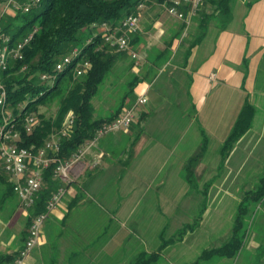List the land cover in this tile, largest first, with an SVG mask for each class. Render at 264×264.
<instances>
[{
	"label": "rangeland",
	"instance_id": "1",
	"mask_svg": "<svg viewBox=\"0 0 264 264\" xmlns=\"http://www.w3.org/2000/svg\"><path fill=\"white\" fill-rule=\"evenodd\" d=\"M10 1L0 0V12H4ZM259 1L261 0H232L233 21L229 25V30L231 29L239 35H245V40L241 43H245L251 36L263 37V40L258 44L261 43L262 45L264 41V6L261 8V3L257 4V14H255L257 16L253 21L250 18L245 19L248 15L247 12ZM262 1L264 3V0ZM150 2L165 4V1L160 2L159 0H150ZM248 2L251 3L250 7L247 5ZM16 4H20V1L15 0L13 5ZM9 18H11L9 15H4L1 23ZM220 24V16L211 18L208 27L210 32L214 34L220 32ZM198 28L199 26L195 31V37L200 33ZM252 44L253 42H251V46ZM263 51L264 47L261 49L263 54L256 67L255 84L249 90L250 94L248 95L257 109L253 125L235 144L226 159H223L220 152L224 140L218 136H211L209 152L204 157L199 156L193 166L196 173V189L191 188L188 183L186 164L189 159L199 153L202 137L199 134L197 121L187 126L184 123L182 125L175 124L169 121L167 116H157L152 120V127L156 129L157 126L166 124L172 128L170 130L182 133L180 139L177 138V135L170 136L169 130L167 131L169 136L162 137L163 129L158 127L155 133V142L165 141L164 145L158 144L148 148V150L146 148L140 153L130 151L128 153L126 149L132 142L133 136L130 139L125 136L122 139L123 142L112 152H108L110 149L107 150V153L106 151L98 152L97 155H100L99 158L101 159L105 155L109 159L119 158L121 150L127 152L128 155L120 158L129 163L127 166L129 167V174L127 173L119 179V184H116L115 187L114 184L109 185L107 176H110V173L117 174L120 169L119 164L117 165L114 160H110L112 165L107 169V175H102L96 183L85 184L91 193H95L103 187V205H106L107 202L111 204L109 206L112 208L116 206V201L121 204L119 216L124 226L120 225L119 228L125 230V233L121 231L110 243L105 244L108 245L107 249L101 248L100 251L91 253L94 255L93 264H111L110 260L113 256H115L113 264H129L142 250H154L159 246L161 242L160 232L165 226V237L169 238L177 234L185 223H192L195 218L200 219L196 229L185 235L183 241L169 247V251L167 250L168 252L162 255L157 264L191 263L199 257L203 250L220 246L229 239L244 191L254 188L264 174ZM246 57L248 61L251 58L254 59L253 56L246 55ZM247 70L248 74L252 72L249 63ZM123 71L121 66L117 67L115 74L119 75L117 77L115 74L110 75L106 84L101 86L99 93L94 98V103L99 110H97V114L103 117L109 116L111 112L108 110L115 109L119 105L123 92L126 90L123 80H129L134 75L131 70H128L126 74ZM245 71L246 66L243 64V73ZM111 82H115L116 85L113 88H108ZM135 89L136 86H134L133 95ZM58 105L59 102L56 100L41 107V111L47 115H55ZM185 110L191 117H196L199 107H185ZM201 119L199 116V121L202 123ZM137 120L138 116L135 115L134 125ZM130 130L131 128L127 132ZM114 164L117 165V171H115L116 166ZM206 183H210V186L205 199L203 190ZM11 203L15 206L14 212H10L7 206L0 209V233L3 230L2 236L0 234V247L6 245L8 250L13 251L21 240L18 237L14 238L13 241L8 240V243L6 236L9 235V233L7 234L9 228L6 229L4 226L7 224L15 232L20 231L27 220V216L17 198L12 197ZM111 208L110 210H112ZM10 213L11 217H9ZM247 221L248 235L244 247L236 259L216 256L203 264H264V203L253 207ZM48 222L49 220L46 224ZM106 222V215L97 216L90 224L84 226L87 231L85 233L90 235L92 232H99V227ZM21 233L18 234L20 238L22 237ZM69 246V243H63L64 248ZM64 248L61 249V252L65 251ZM8 250L2 251L0 254H5ZM91 254H87L90 259H92Z\"/></svg>",
	"mask_w": 264,
	"mask_h": 264
},
{
	"label": "trees",
	"instance_id": "2",
	"mask_svg": "<svg viewBox=\"0 0 264 264\" xmlns=\"http://www.w3.org/2000/svg\"><path fill=\"white\" fill-rule=\"evenodd\" d=\"M19 1L21 7L16 9V15L0 24L3 32L6 31L5 33L11 38L9 45L12 47L17 45L35 28L37 31L24 48L23 59L11 60L7 69L0 73V85L2 84L7 92L5 102L0 105V125L4 123L6 117H10L9 120L16 124L21 135L18 144L33 150L44 146L55 134H60L59 132L67 129V136H63L59 143L58 154L60 159L67 160L87 142L95 139L98 128L104 122L112 121L118 117L123 112L127 99L133 95L134 86L139 80V76L135 77L134 75L129 80H123L126 86V95L123 96L117 108L110 111L111 115L106 118L97 117L98 107L94 103V98L99 93L101 86L106 84L108 77L115 74L117 63L122 53L126 52H118L112 48L107 42L106 36L115 31L127 16L132 14L139 16L144 9H140L139 5L145 0H41L40 4L31 6L29 12L23 10L28 0ZM145 3L148 6L151 2L146 1ZM247 5L250 7L251 3L248 2ZM216 16L221 18L220 31L226 30L233 21L232 0H204L199 14L195 17L198 20L200 33L196 37L195 34L193 35L195 38L190 41L189 48L186 50L187 57L191 54V50L204 40L211 18ZM137 34H133L131 45ZM2 43L3 40L0 38V50L4 47V43ZM66 56H72V63L58 71L56 65ZM86 61L90 62L91 67L83 75H77L76 68ZM248 63L249 61L245 57L243 59V64L246 66L243 90L246 89ZM132 64L134 65L133 61L130 62L128 68H123L125 74L131 70ZM23 67L26 69L23 70ZM44 74L51 75V78L42 79ZM118 75L115 74L116 77ZM191 83L192 79L189 76L188 94ZM56 100L59 105L55 115H47L41 111V107ZM70 113L75 118L73 126L68 125ZM256 113L255 105L247 96L228 135L221 144L220 152L223 159L229 156L239 139L251 129ZM33 114L37 123L33 131L28 133L25 130L26 118ZM194 118L197 121L202 140L199 153L188 160L186 171L190 187L196 189V173L193 166L199 156L204 157L208 152L211 136L198 119ZM142 121L143 119H139L138 123L141 125ZM1 142L0 138V145ZM54 168L55 164L44 171L47 186L40 193L35 207L30 210L21 243H25L28 237L32 217L45 210L47 200L51 197L52 192L63 185L54 179ZM209 186L210 183H206L203 190L205 199ZM244 192L237 208L232 235L229 239L220 246L203 250L195 261L185 264H203L216 256L229 259L237 258L248 235L247 218L251 215L254 206L264 203V174L254 188ZM12 197L17 198L21 206L12 180L4 170H0V209L7 206L10 212H14L15 206L11 203ZM9 217H11V213ZM112 219L114 221V218ZM199 223L200 219L195 218L192 223H185L177 234L169 238L165 237V226L160 232L159 246L154 250H142L129 264H157L162 255L169 251V247L183 241L185 235L193 232ZM18 254V252L1 253L0 264L15 262Z\"/></svg>",
	"mask_w": 264,
	"mask_h": 264
},
{
	"label": "crops",
	"instance_id": "3",
	"mask_svg": "<svg viewBox=\"0 0 264 264\" xmlns=\"http://www.w3.org/2000/svg\"><path fill=\"white\" fill-rule=\"evenodd\" d=\"M258 3H261V8L264 6L262 0L255 3L247 12L246 20L250 18L253 21L257 16L255 14H257ZM13 4L14 2L11 0L4 12H0V24L4 15L10 17L16 15V8ZM139 17L140 31L134 36L130 50L122 53L117 63V67L121 66L123 69L128 68L130 62L133 61L134 65L132 64L130 69L135 77L139 76L135 94L127 99L123 109L124 111L127 107H136L137 123L133 124L129 132H127L128 130L117 131L103 136L96 146L92 147L84 160L75 166L72 173L73 180L67 185L64 201L62 200L60 207L58 206L46 220L49 222L48 224L45 222L43 226L41 242L24 258L22 264H93L94 255L91 253H96L101 248L107 249L108 245L105 244L110 243L121 231L125 233V230L119 228L120 225L124 226L119 216L121 204L116 201V206L112 208L109 206L111 204L107 202L106 205H103V187L95 193H91L85 184L96 183L102 175H107V169L112 165L110 160H114L117 165H120V169L117 171V165L114 164L117 174L110 173L111 177L107 176V181L111 186L118 185L119 179L127 173L129 174V167H127L129 163L121 159L124 155H128L129 151L140 153L146 148L148 150L155 145L165 144V141L155 142V133L158 127L163 129L162 137H168L167 131L169 130L170 136L177 135V138L180 139L182 135L180 131L170 130L172 128L166 124L154 129L152 120L157 116H167L166 118L175 124L182 125L184 123L188 126L196 120L190 114L188 115L185 107L198 106L199 111L195 115L198 121L200 116L202 123L199 122L209 135L218 136L224 140L236 120L245 98L250 94L249 90L255 84L256 67L263 54L261 49L264 47V41L262 45L258 42L263 40V37L251 36L245 43H241L245 40V35H239L233 30H229V27L216 34L210 32L209 29L204 40L196 45L187 57L186 50L198 27L196 18L185 25L181 20L171 16L165 5L159 3H150L141 11ZM251 42H253L252 46ZM133 55H136V58ZM246 55L254 58L249 61V68L252 69V72L247 73L246 76L247 91L242 89L243 59ZM189 76H191L192 83L188 94ZM115 85V82H111L108 88H113ZM124 87L126 89V86ZM124 95H126L125 92H123ZM140 96H146L148 102L143 105L137 104ZM97 117L103 116L97 114ZM106 117L104 116V118ZM139 119H143L141 125L138 123ZM125 136L128 139L133 136L132 142L126 149L128 153L121 150L119 158L115 157L116 160L115 158L109 159L105 155V159L103 157L98 166H92L100 156L97 155L99 151L107 153V150L110 149L108 152H112L123 142L122 139ZM0 170H3L1 163ZM25 214L28 218V214L26 212ZM100 215H106L107 222L99 227V232L86 234L84 226L90 224ZM26 222L23 228L17 232L5 224L4 227L9 228L7 232L9 235L6 236L7 242L18 237L21 240L18 234L22 232L21 235H23ZM2 233L3 230L0 233L1 236ZM129 237L131 238V236ZM64 242L69 243L70 246L64 248ZM23 246L24 242L20 241L13 251L8 250V246L5 245L0 247V252L8 250L5 254L19 253ZM62 248L65 249L64 252H61ZM88 253L91 254L92 259L87 255ZM114 258L115 256L111 258V264H113ZM15 262L10 264H15Z\"/></svg>",
	"mask_w": 264,
	"mask_h": 264
},
{
	"label": "built area",
	"instance_id": "4",
	"mask_svg": "<svg viewBox=\"0 0 264 264\" xmlns=\"http://www.w3.org/2000/svg\"><path fill=\"white\" fill-rule=\"evenodd\" d=\"M145 0L140 3L139 8L146 7ZM12 2H15L12 0ZM32 2H39L40 0H28V3L24 6V12H29L32 6ZM204 3V0H168L165 1V8L167 12L188 25L193 18H195ZM20 4H16L15 8H20ZM37 28L34 29L27 37L22 41H19L17 45L13 46L10 50V61L21 59L23 50L30 40L33 38ZM140 31V17L138 15H129L123 21L122 24L111 34L106 36L107 42L112 48L118 52L128 51L131 47V40L133 34ZM0 38L3 42L5 40H11L10 36L3 32V28L0 25ZM1 51L0 50V73L7 69V67H1ZM67 57V56H66ZM64 57L62 60H64ZM136 58V55H133ZM10 63V62H9ZM59 64V63H58ZM57 64V65H58ZM56 65V68H57ZM91 67L90 62L86 61L81 66L76 68L77 75H83ZM26 67H23V70ZM51 75L44 74L42 79H50ZM7 93L5 87L0 85V94ZM148 99L146 96H140L137 104H146ZM135 108H126L118 117L112 121L104 122L100 128H98L97 135L94 140L87 142L84 146L79 148L71 158L62 160L58 157L60 151V141L63 136H67V129H64L60 134H55L52 139L37 150L22 147L18 144L21 140V135L16 124L10 131H2V124L0 125V163L4 172L10 177L14 184V190L18 195L21 207L25 209L28 216H30V210L35 207L40 193L46 188L47 184L44 177V171L55 164L53 169V177L55 180L60 181L63 185L59 186L56 191L52 192L51 197L47 200L46 208L43 212L36 214L32 217L31 223L28 229V237L24 243V246L18 254V258L15 264H22L24 258H26L31 251L41 242L43 234V226L50 215L58 208L63 198L67 193V185L73 180L72 173L77 164L82 162L92 147L96 146L97 142L107 134L117 131H127L134 122ZM37 123L35 115H29L26 118L25 130L31 133ZM75 118L72 113L69 114L68 125L73 126ZM102 159L97 158L92 166H98Z\"/></svg>",
	"mask_w": 264,
	"mask_h": 264
},
{
	"label": "bare ground",
	"instance_id": "5",
	"mask_svg": "<svg viewBox=\"0 0 264 264\" xmlns=\"http://www.w3.org/2000/svg\"><path fill=\"white\" fill-rule=\"evenodd\" d=\"M40 2H41V0H40ZM38 4H40V3L39 2H32V6L33 5H38ZM5 32L6 31H4V33ZM9 42H10V40H5L3 42L4 43V47L2 48V51H1V67H8L9 66V62H10V50L12 49V46L9 45ZM23 57H24V55L22 56L21 59H23ZM72 59H73L72 57L67 56L64 60H62L57 65V68L56 69L58 71L63 70V68L67 67L69 64L72 63ZM16 60H20V59H16ZM6 97H7V93L0 94V105L5 102ZM9 119H10V117H6L5 120H4V123H2V131H10V129H12L14 127L15 123L14 124L11 123V120H9Z\"/></svg>",
	"mask_w": 264,
	"mask_h": 264
}]
</instances>
